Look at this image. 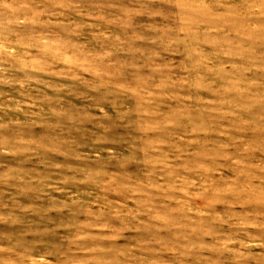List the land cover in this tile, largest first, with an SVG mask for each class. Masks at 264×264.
I'll list each match as a JSON object with an SVG mask.
<instances>
[{
    "label": "rangeland",
    "instance_id": "rangeland-1",
    "mask_svg": "<svg viewBox=\"0 0 264 264\" xmlns=\"http://www.w3.org/2000/svg\"><path fill=\"white\" fill-rule=\"evenodd\" d=\"M0 264H264V0H0Z\"/></svg>",
    "mask_w": 264,
    "mask_h": 264
}]
</instances>
